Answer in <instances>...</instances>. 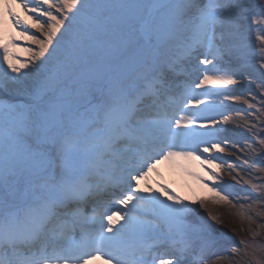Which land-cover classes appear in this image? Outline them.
Masks as SVG:
<instances>
[{
	"label": "snow or ice",
	"instance_id": "snow-or-ice-1",
	"mask_svg": "<svg viewBox=\"0 0 264 264\" xmlns=\"http://www.w3.org/2000/svg\"><path fill=\"white\" fill-rule=\"evenodd\" d=\"M256 51L259 71L264 0H0V264H264V245L225 257L190 204L139 187L161 160L231 170L228 86L255 84L264 115Z\"/></svg>",
	"mask_w": 264,
	"mask_h": 264
},
{
	"label": "rangeland",
	"instance_id": "rangeland-1",
	"mask_svg": "<svg viewBox=\"0 0 264 264\" xmlns=\"http://www.w3.org/2000/svg\"><path fill=\"white\" fill-rule=\"evenodd\" d=\"M30 32L40 37V33L35 32L34 29H30ZM18 40L22 43H18L19 47L11 50L18 57L17 63L26 62L29 54L21 49L36 50L37 46L30 41ZM6 41L7 36H5ZM252 45L254 48L258 47L254 37ZM260 55L261 53L256 51L255 59L252 61L255 65V68L252 69V77L256 79L257 83L260 72H264V69L256 71L259 68ZM21 71L26 70L21 69ZM192 78H194V74ZM228 87L241 95V99L238 101H225L226 105H230L225 113L229 116V122L220 125L224 129L223 138L229 141L225 152L228 155L226 159L231 164V170L225 165L223 169L214 170L218 173L217 180H209L205 170L201 169L197 161H182L175 164L168 161L170 172L176 180V187L180 190V193L176 195L196 210L197 218L211 225L214 234L220 241L214 251L225 257H231L234 249L237 248L242 253L244 246L241 241L248 243L250 249L264 245V146L258 143L261 133L264 132V115L257 111L260 108V97L255 84L250 85L247 80ZM251 93L255 94V99ZM0 99L10 100L11 96L8 93L0 92ZM245 99L254 103L256 107L249 108L244 103ZM209 115H214L217 120L220 119L217 113H209ZM253 124H255V128L249 131V127ZM156 174H158L157 166L148 173L146 179L140 181L139 187L145 191L148 187L152 190L153 185L159 187L160 184L150 179L151 175L155 176ZM253 184H256L257 188H253ZM163 186L167 188L166 185ZM213 187L222 190L223 194H227L231 203L218 202L215 193L210 191ZM252 197H259V202L254 203ZM201 200L204 201L203 205L199 203ZM194 201L195 203H193ZM241 212L243 215L240 214ZM212 216H215L216 219L213 220ZM209 264H211L210 261ZM223 264H236V262L225 259Z\"/></svg>",
	"mask_w": 264,
	"mask_h": 264
},
{
	"label": "bare ground",
	"instance_id": "bare-ground-1",
	"mask_svg": "<svg viewBox=\"0 0 264 264\" xmlns=\"http://www.w3.org/2000/svg\"><path fill=\"white\" fill-rule=\"evenodd\" d=\"M16 10L18 12H20V9L19 8H17ZM21 16H23V13L22 12H21ZM29 23H31V21H29ZM17 43H22V41L17 40ZM12 49H15V48H12ZM0 58H2V57H0ZM14 62H16V61H14ZM213 154H215V153H213ZM222 155L225 158L228 157V155L226 154V152H224ZM202 158H203V156H202ZM158 166H159L157 168L158 169V174H156L155 176L151 175L150 176V179L153 180L157 184L166 185L167 186V189L170 192H172L173 194H175V195L178 194V193H180V190L176 187V184H175L176 183V180L173 178V175L170 172V165H169L168 161H163L162 160ZM150 184H152V183H150ZM158 189H159V187H156V186L153 185L152 190L154 192H157V194H159L158 193ZM89 264H103V263L100 262V261H92Z\"/></svg>",
	"mask_w": 264,
	"mask_h": 264
}]
</instances>
